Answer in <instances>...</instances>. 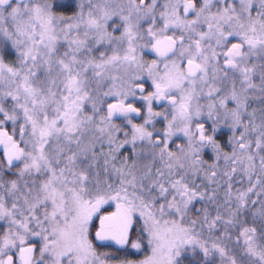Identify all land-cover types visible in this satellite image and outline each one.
Segmentation results:
<instances>
[{
    "label": "snow or ice",
    "instance_id": "snow-or-ice-1",
    "mask_svg": "<svg viewBox=\"0 0 264 264\" xmlns=\"http://www.w3.org/2000/svg\"><path fill=\"white\" fill-rule=\"evenodd\" d=\"M0 264H264V0H0Z\"/></svg>",
    "mask_w": 264,
    "mask_h": 264
}]
</instances>
